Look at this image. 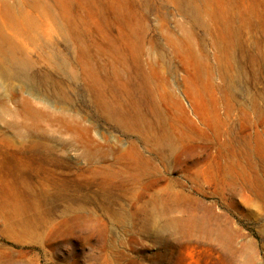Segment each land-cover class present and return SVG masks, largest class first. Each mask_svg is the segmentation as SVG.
<instances>
[{
    "label": "rangeland",
    "instance_id": "obj_1",
    "mask_svg": "<svg viewBox=\"0 0 264 264\" xmlns=\"http://www.w3.org/2000/svg\"><path fill=\"white\" fill-rule=\"evenodd\" d=\"M8 1L0 264H264V0Z\"/></svg>",
    "mask_w": 264,
    "mask_h": 264
},
{
    "label": "bare ground",
    "instance_id": "obj_2",
    "mask_svg": "<svg viewBox=\"0 0 264 264\" xmlns=\"http://www.w3.org/2000/svg\"><path fill=\"white\" fill-rule=\"evenodd\" d=\"M41 1V0H40ZM27 3L29 1H26ZM42 2V1H41ZM21 3V2H20ZM39 3V2H38ZM46 3V2H45ZM23 4V3H22ZM34 4V3H33ZM37 4V3H36ZM49 4V3H48ZM47 5V4H44ZM39 6V5H38ZM40 8V7H39ZM43 8V7H42ZM78 9V8H77ZM38 10V9H37ZM36 6L29 4L25 7H22L18 2L15 4L9 3L8 0H1L0 2V81L5 77L19 78L26 82H33L34 80L29 76L25 69V63L18 59L17 57H12L9 50L5 46L10 48L9 44V35L15 30V28H22L26 24L31 25L32 16L36 15ZM39 12V11H38ZM41 13V12H40ZM39 13V14H40ZM47 14V12H46ZM44 15V14H43ZM41 17V16H40ZM4 18H7L5 20ZM35 18V17H34ZM45 19V18H44ZM74 19V18H73ZM34 20V19H33ZM38 21V20H36ZM39 22V21H38ZM42 22V21H41ZM34 23V21H33ZM36 23V22H35ZM34 23V24H35ZM27 25V26H29ZM36 25H39L36 23ZM35 27V26H34ZM26 28V27H25ZM33 28V27H32ZM23 29V28H22ZM28 29V28H27ZM25 30V29H24ZM28 31V30H27ZM26 31V32H27ZM22 32V31H21ZM20 33V32H19ZM32 33V32H31ZM17 34V32H16ZM19 35V34H18ZM25 36V35H24ZM32 36V35H31ZM20 37V36H19ZM15 39V38H14ZM11 43V42H10ZM13 43V42H12ZM18 44V43H17ZM148 48V47H147ZM12 49V48H11ZM16 49V48H14ZM12 52V51H11ZM20 53V52H19ZM14 54V53H13ZM16 55V54H15ZM14 55V56H15ZM243 55V54H242ZM21 57V55H20ZM29 58V57H28ZM33 61V60H32ZM32 72V71H31ZM48 73V72H47ZM35 74V73H34ZM33 74V75H34ZM38 74V73H37ZM36 75V74H35ZM46 75V74H45ZM42 76V75H41ZM48 76V75H47ZM40 77V76H39ZM38 77V78H39ZM47 78V77H45ZM100 79V78H99ZM129 79V78H128ZM46 80V79H45ZM51 80V79H50ZM127 80V79H125ZM124 80V81H125ZM49 81V80H48ZM95 81V80H94ZM98 82V81H96ZM151 82V81H150ZM1 83V82H0ZM29 84V83H28ZM34 84V83H33ZM99 84V83H98ZM97 85V84H95ZM88 86V85H87ZM37 87V86H36ZM32 88V87H31ZM30 88V89H31ZM34 88V87H33ZM107 89V88H106ZM105 89V90H106ZM111 88H109L110 90ZM88 90V89H87ZM34 91V90H33ZM102 91V89H101ZM104 92V91H103ZM108 92V90L106 91ZM109 93V92H108ZM107 93V94H108ZM112 93V91H110ZM36 94V93H34ZM106 95V94H105ZM138 95V94H137ZM107 97V96H106ZM136 97V96H135ZM137 98V97H136ZM107 99V98H106ZM133 100V99H132ZM136 100V99H135ZM29 101V100H28ZM103 101V100H102ZM106 101V100H105ZM30 102V101H29ZM25 103V102H24ZM31 103V102H30ZM2 104V103H0ZM102 104H104L102 102ZM29 105V103H28ZM108 105V104H105ZM137 105V104H136ZM106 108V107H105ZM109 109V108H107ZM106 109V111H107ZM115 110V108H112ZM120 110V109H119ZM112 111V110H109ZM114 112V111H113ZM137 112V111H136ZM111 113V112H110ZM115 113V112H114ZM117 113V112H116ZM121 114V112H120ZM118 115V113H117ZM139 115V114H138ZM136 126V125H135Z\"/></svg>",
    "mask_w": 264,
    "mask_h": 264
}]
</instances>
